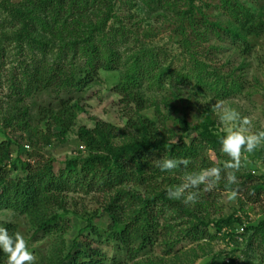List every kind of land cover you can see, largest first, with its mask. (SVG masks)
I'll return each instance as SVG.
<instances>
[{
  "label": "trees",
  "instance_id": "16d2710c",
  "mask_svg": "<svg viewBox=\"0 0 264 264\" xmlns=\"http://www.w3.org/2000/svg\"><path fill=\"white\" fill-rule=\"evenodd\" d=\"M139 1L143 8L164 21L178 16L192 24L196 22V12H202L207 5L200 0ZM136 2L0 0V8L7 13L0 26V91L11 107L12 115L6 118L9 126L16 120L18 126L30 127L31 120L40 116V120L56 124L60 129L59 138L65 141L76 119L70 95L87 90L99 79L101 70L121 69L115 92L120 96L128 123L139 133L136 139L116 146L112 124L101 121L92 128L82 126L77 136L81 146L88 148L89 155L65 159L59 171L55 170L56 161L51 157L35 162L21 157L13 159V140L7 137L0 141V210L24 216L34 232L51 242L49 253L36 259V264L67 261L68 264H179L183 256L176 250L180 233L171 222L182 219L183 214L172 216L164 210L166 205H174L176 212L182 206L164 196L162 188L174 179L169 178L172 170L162 172L157 162L179 158L182 154L190 161V170L196 161L198 145L220 152V139L225 133H219L212 122L204 123L189 144H184L181 136L182 145H174L167 154L159 134L165 122L158 125L146 118L136 119L146 107L144 94L149 91L148 87L173 77L171 68L157 50L140 38L141 27L132 14ZM178 3L185 9L178 8ZM216 7L225 16L224 24L207 16L204 25L216 35L224 31L242 54L250 55L255 47L252 40L264 36V0H220ZM121 11L127 15L120 14ZM159 17L157 20H162ZM8 30L10 38L5 41ZM6 42L11 47L9 54L4 53ZM186 47L192 63L182 76L184 79H196L198 85L209 88L221 100L243 89L241 81L232 74L212 70L198 52H189V44ZM15 110L19 113H14ZM33 110H37L35 115ZM180 124L185 132L189 130L186 122ZM249 180L252 179L246 178L242 183ZM242 185L223 187L233 190ZM73 187L84 193L98 191L108 197L104 211L109 223L106 229L100 228L92 222L98 215H90L86 218L88 235L82 236L84 242L73 241L69 249L65 235L67 214L74 212L68 206ZM133 189H142L146 196ZM252 189L262 191L264 186L256 185ZM83 213L77 215L83 216ZM234 222L242 223L241 218L232 215L215 220L214 225L220 231ZM0 227L10 234L18 233L14 224ZM246 230L249 232L245 237L247 247L243 250L248 254L246 264H264V220L247 226ZM192 232L196 239L209 235L199 224L191 226ZM259 238L260 243L254 247L252 240ZM158 247H163L166 258L154 256ZM0 264H7V255L2 252Z\"/></svg>",
  "mask_w": 264,
  "mask_h": 264
},
{
  "label": "rangeland",
  "instance_id": "374dc122",
  "mask_svg": "<svg viewBox=\"0 0 264 264\" xmlns=\"http://www.w3.org/2000/svg\"><path fill=\"white\" fill-rule=\"evenodd\" d=\"M11 1L17 3L21 0ZM200 1L207 5L202 12H196V22L193 24L187 18L180 19L178 16L164 21L143 8L139 0L132 12L135 21L141 27L140 38H143L145 45L157 50L162 61L171 68L173 76L158 86L148 87L149 91L144 94L146 107L138 113L136 118L142 120L146 118L158 125L165 122V126L160 127L159 134L165 142L163 146L167 154L174 145H182L181 136L185 140L184 144H189L204 123L212 122L219 133H225L224 126L215 111L217 103H224L238 110L242 116L250 117L253 122L252 131L264 129V36L252 40L255 47L250 55L242 54L224 31L216 35L212 31L209 32L204 25V19L207 16L211 20L220 19L224 24L225 16L216 7L220 4V0ZM180 7L183 6L178 3V8ZM119 13L127 15L126 11ZM4 16H7V13L0 8V26L4 24L2 23L5 21ZM158 17L162 20L158 21ZM4 38L5 41L10 38L9 30ZM186 43L191 47L189 52H198L200 59L210 65L212 70L232 74V77L240 80L243 89L233 97L221 100L216 98L209 88L198 85L196 79H184L182 76L190 70L192 63ZM5 46L4 53L9 54L11 51L9 42H6ZM14 53L15 50H12V54ZM15 64L16 62L13 65ZM120 70H101L99 79L87 90L70 95L74 97H71V106L75 111L76 119L65 141L59 138V127L47 119L40 120V116H38L39 120L36 118L31 120L30 127H26L27 125L20 127L16 120H13L12 125L9 126L6 118L12 115L11 107L6 103L4 92L0 91V141L7 137L13 140V159L21 157L22 160L35 162L51 157L56 161L55 170L59 171L65 159L86 158L89 155L86 146L81 149L82 143L77 136V131L82 126L92 128L101 121L112 124L115 128L114 144L116 146L136 139L138 130L128 123L129 119L123 112L120 96L115 92V86L121 78ZM36 112L37 110H33L34 115ZM14 113L19 112L15 110ZM180 122L188 124L187 132L184 131ZM79 149H81L80 152ZM197 149L193 168L189 170L188 166L181 167L170 172L169 178L174 181L162 188L166 198L167 190L182 183L186 173L211 167L223 168V163L229 160L222 149L220 152H214L207 145H198ZM179 158H183V155L181 154ZM236 175L238 183L244 185L236 186L233 190H226L223 187L228 185L226 172L222 171L221 179L215 183L214 187L208 188L202 185L196 190L199 195L195 203L185 205L181 201L173 200L171 202L182 206L177 208L176 212L174 205L165 206L164 210L168 215L183 214L182 219L171 220L181 237L176 246V250L183 254L179 264H246L248 254L243 251L244 247H247L245 237L249 235L246 227L264 220V190L252 189L256 185L264 186V147L251 154L242 153V167ZM246 178L252 180L242 183ZM133 190L146 196L142 189ZM233 192L236 193L235 198H231ZM106 201L108 197L99 194L98 191L84 193L78 187L71 189L68 206L74 212L67 214L69 219L66 222L67 234L65 235L69 249H72L73 241L84 242L82 236L88 235L86 218L90 215H98L92 220L94 225L103 229L107 228L109 219L104 211ZM179 203L182 204L179 205ZM197 203H201L202 206L197 207ZM78 212L81 214L84 212V215L78 216ZM232 215L241 218L242 223L234 222L231 227H224L220 231L216 229L215 220ZM4 224L16 225L18 233L24 237L36 259L49 253L50 239L34 232L28 226L24 216L10 210H0V225ZM196 224H199L202 230H207L209 235L196 239L194 233H190L191 226L194 227ZM260 239L252 240L254 247L258 246ZM154 256L166 258L163 247H158ZM233 260L235 261L232 263ZM67 262L64 264H68Z\"/></svg>",
  "mask_w": 264,
  "mask_h": 264
},
{
  "label": "clouds",
  "instance_id": "9594fccd",
  "mask_svg": "<svg viewBox=\"0 0 264 264\" xmlns=\"http://www.w3.org/2000/svg\"><path fill=\"white\" fill-rule=\"evenodd\" d=\"M215 111L224 126L225 134L220 139V144L229 160L223 163V168L211 167L186 173L182 183L167 190L170 200L181 201L185 205L195 203L199 195L196 190L202 185L208 188L214 187L221 179L222 171L226 172L229 185L237 184L236 173L242 167V153L251 154L264 147V129L252 131L253 122L250 117L242 116L238 110L224 103H217ZM189 163L190 161L185 158H164L159 160L156 166L164 172L181 167L187 168ZM235 195L236 193L233 192L231 198H235ZM0 252L7 255V264H36V258L24 237L20 233L10 234L3 227H0Z\"/></svg>",
  "mask_w": 264,
  "mask_h": 264
},
{
  "label": "built area",
  "instance_id": "2783aa9c",
  "mask_svg": "<svg viewBox=\"0 0 264 264\" xmlns=\"http://www.w3.org/2000/svg\"><path fill=\"white\" fill-rule=\"evenodd\" d=\"M83 148V146H81Z\"/></svg>",
  "mask_w": 264,
  "mask_h": 264
}]
</instances>
